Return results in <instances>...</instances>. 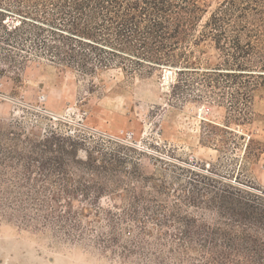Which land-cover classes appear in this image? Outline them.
<instances>
[{
	"label": "rangeland",
	"instance_id": "374dc122",
	"mask_svg": "<svg viewBox=\"0 0 264 264\" xmlns=\"http://www.w3.org/2000/svg\"><path fill=\"white\" fill-rule=\"evenodd\" d=\"M222 1H211L205 20ZM198 77L172 67L87 75L43 59L25 70L0 65V145L12 138L32 144L43 162L60 156L73 178L17 209L13 175L30 198L35 189L20 165L23 151L13 145L11 159L0 151V183L8 184L0 189V264H170L169 249L155 246L158 235L145 236L135 217L158 229L157 201L204 184L198 172L264 191V91L236 105L235 90L192 84ZM108 180L121 189L97 188ZM44 200L57 206L41 209Z\"/></svg>",
	"mask_w": 264,
	"mask_h": 264
},
{
	"label": "trees",
	"instance_id": "16d2710c",
	"mask_svg": "<svg viewBox=\"0 0 264 264\" xmlns=\"http://www.w3.org/2000/svg\"><path fill=\"white\" fill-rule=\"evenodd\" d=\"M211 1L0 0V65L25 70L43 59L87 75L110 68L129 74L179 68L182 74L203 76L191 78L192 84L233 89L236 105H248L256 92L264 91V0H224L205 20ZM3 141L0 151L6 159H11L13 145L23 151L20 165L35 189L30 198L26 185L13 175L10 196L20 195L12 198L17 209L35 203L37 192L43 195L59 179L67 185L73 181L60 156L43 162L33 155L38 150H31L32 144ZM197 174L204 176V184L190 182L176 201H157V214L172 217V223L164 224L154 214L159 228L151 232L150 221L134 218L144 224L143 234L158 235L155 246L169 249L170 264H264V191L212 173ZM7 187L0 183V189ZM120 187L108 180L97 188L115 193ZM36 204L41 209L57 206L45 200ZM207 213L212 221L206 220Z\"/></svg>",
	"mask_w": 264,
	"mask_h": 264
}]
</instances>
